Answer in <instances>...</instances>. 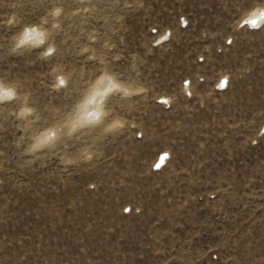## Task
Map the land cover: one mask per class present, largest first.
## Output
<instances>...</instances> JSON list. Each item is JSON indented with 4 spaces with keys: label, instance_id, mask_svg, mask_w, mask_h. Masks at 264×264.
Here are the masks:
<instances>
[{
    "label": "rangeland",
    "instance_id": "rangeland-1",
    "mask_svg": "<svg viewBox=\"0 0 264 264\" xmlns=\"http://www.w3.org/2000/svg\"><path fill=\"white\" fill-rule=\"evenodd\" d=\"M46 8L0 0V77L48 123L72 98L54 61L7 54L10 13ZM119 19L111 67L128 76L135 54L145 87L115 102L127 127L93 163L21 167L15 106L0 107V264H264V0H126ZM64 47L66 67L101 70Z\"/></svg>",
    "mask_w": 264,
    "mask_h": 264
},
{
    "label": "clouds",
    "instance_id": "clouds-1",
    "mask_svg": "<svg viewBox=\"0 0 264 264\" xmlns=\"http://www.w3.org/2000/svg\"><path fill=\"white\" fill-rule=\"evenodd\" d=\"M36 2V0H33ZM126 0H47L44 14L36 22L26 23L24 16L10 13L16 29L7 45L9 56L37 53L39 60L54 61L53 79L62 84L60 91L71 92L70 106L62 115L45 123V113L37 108L29 92L0 77V107L14 105V118L21 136L15 147L20 166L44 165L49 155L60 166L71 169L97 160L105 140L127 127L116 110L119 101L124 110L131 109L145 85L136 77L139 58L129 57V75L121 76L111 67L110 34L121 23ZM130 2V0H129ZM103 21L105 32L92 25ZM78 57L95 63L100 71L66 67L62 53L65 45Z\"/></svg>",
    "mask_w": 264,
    "mask_h": 264
},
{
    "label": "bare ground",
    "instance_id": "bare-ground-1",
    "mask_svg": "<svg viewBox=\"0 0 264 264\" xmlns=\"http://www.w3.org/2000/svg\"><path fill=\"white\" fill-rule=\"evenodd\" d=\"M248 18L251 19V21H254L255 23L256 22L258 23V22H260L262 20L263 16H262V14L260 12L256 11V12H253Z\"/></svg>",
    "mask_w": 264,
    "mask_h": 264
},
{
    "label": "built area",
    "instance_id": "built-area-1",
    "mask_svg": "<svg viewBox=\"0 0 264 264\" xmlns=\"http://www.w3.org/2000/svg\"><path fill=\"white\" fill-rule=\"evenodd\" d=\"M249 23H252V25H254L255 22H254V21H251V22H249ZM222 86H223V85H222ZM223 87H224V86H223Z\"/></svg>",
    "mask_w": 264,
    "mask_h": 264
}]
</instances>
